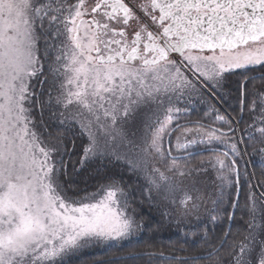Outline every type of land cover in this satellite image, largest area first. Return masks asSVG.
Listing matches in <instances>:
<instances>
[{"label": "rangeland", "instance_id": "obj_1", "mask_svg": "<svg viewBox=\"0 0 264 264\" xmlns=\"http://www.w3.org/2000/svg\"><path fill=\"white\" fill-rule=\"evenodd\" d=\"M81 1L0 0V139L6 137L2 129L13 138L14 128L25 127L21 105L24 79L30 73L34 59H42L39 45L45 44L46 37L40 33L41 28L43 31L48 28L52 32L50 41L59 46L52 63L51 108H67L74 103L85 110L91 109L92 115L83 121L96 125L98 119L105 121L112 115L123 116L120 107L134 103L143 105L150 119L141 136L144 147L139 145L137 149L140 156L144 155L139 162L148 174V184L156 191L161 189V184L170 186V181L178 186L184 182L193 185V201L191 195L177 199L176 207L163 201L165 208L180 221L212 209L216 202L214 194L220 189L207 190L206 178L199 186L197 179L202 169L177 163L173 158L189 156L201 147L217 146L227 155L211 153L204 161H207V169L213 168L218 176L225 175L221 172L226 168L228 151L236 156L233 145L236 143L231 133H222L215 128L227 130L228 116L179 68L128 70L100 66L94 60L84 59L75 51L69 33V24L75 23L81 11ZM62 25L69 36L71 51L59 42ZM83 35L86 39L82 43L87 47L90 40L87 32ZM64 60L80 65L70 73L74 78L72 84L62 85L59 80L63 62L66 64ZM188 60L191 70L224 103L226 96L222 95L228 92V73L264 62V35L228 50L197 53ZM107 105L113 107L110 109ZM225 105L228 107L227 101ZM97 110L98 115L94 114ZM195 110L200 113L196 114ZM75 120L81 124V120ZM205 122L211 127H206ZM23 127L14 136L11 147L6 148L5 156L0 151V264H48L85 242L125 239L131 219L124 217L114 190L106 189L95 200L80 205L66 204L53 196L48 180L43 179L45 173L40 174L39 168L26 169L24 173L21 166L26 160L30 158L32 163L38 158L35 156L36 161L31 153L28 157L25 148L32 149L33 145L26 138ZM258 130L264 133L262 128ZM91 146L96 148L94 142ZM13 158H16V165L11 163ZM171 187L168 192L163 190L165 199L171 198Z\"/></svg>", "mask_w": 264, "mask_h": 264}, {"label": "trees", "instance_id": "obj_2", "mask_svg": "<svg viewBox=\"0 0 264 264\" xmlns=\"http://www.w3.org/2000/svg\"><path fill=\"white\" fill-rule=\"evenodd\" d=\"M62 27L59 42L71 51L69 36ZM41 31L42 37H46L45 44L39 45L42 59H34L24 79L21 105L25 127L20 125L12 131L16 136L25 128L26 138L33 145V150L31 147L25 150L28 157L31 153L38 161L31 163L29 158L21 168L24 173L26 169L39 168L40 174L45 173L43 179L48 180L53 196L66 204L90 202L104 190L112 189L124 217L131 219L125 233L128 236L122 241L85 242L48 264H256L261 261L264 254V133L258 129L264 131V62L228 73V92L222 95L226 96L228 107L222 98L221 106L217 104L228 116V127L227 130L215 129L231 133L236 143L233 144L236 156L228 151V162L221 172L225 175H216L213 168L207 169V161H204L208 154H221L215 145L198 148L189 156L173 158L177 163L202 169L197 179L199 186L206 178L207 190L220 189L214 194L216 202L212 209L180 221L165 208L163 201H169L174 207L177 199L187 195H191L193 201V185L184 182L178 186L170 181L171 198L167 200L162 193L163 190L168 192L170 186L161 184L157 191L151 188L148 174L139 162L144 155L140 156L137 146L144 147L141 136L150 119L145 113L147 109L136 103L132 104L135 106L128 104L120 107L123 116L112 115L105 121L98 119L99 122L92 125L83 121L92 115L91 109L85 110L74 103L67 108H57L59 111L51 108L52 63L59 46L50 41L52 32L48 28ZM64 61L66 64L63 62L58 78L62 85L72 84L74 78L70 73L80 65ZM111 105L107 106L113 107ZM98 113L99 110L94 114ZM75 119L81 120L82 125ZM205 125L211 127L207 122ZM4 131L2 129L6 137L0 139L3 155L15 142L14 136L10 139V134L7 136ZM93 142L96 148L90 147ZM11 163L16 165V158Z\"/></svg>", "mask_w": 264, "mask_h": 264}, {"label": "flooded vegetation", "instance_id": "obj_3", "mask_svg": "<svg viewBox=\"0 0 264 264\" xmlns=\"http://www.w3.org/2000/svg\"><path fill=\"white\" fill-rule=\"evenodd\" d=\"M80 4L69 33L84 59L128 70L179 68L209 96V91L216 95L214 90L191 70L188 59L228 50L223 47L228 43V26L246 27L264 8V0H83ZM85 32L87 47L82 43ZM235 35L240 39L231 32V37ZM253 35L250 30L241 38ZM256 264H264V254Z\"/></svg>", "mask_w": 264, "mask_h": 264}, {"label": "water", "instance_id": "obj_4", "mask_svg": "<svg viewBox=\"0 0 264 264\" xmlns=\"http://www.w3.org/2000/svg\"><path fill=\"white\" fill-rule=\"evenodd\" d=\"M233 30V31H232ZM251 30V32L254 33L253 36L249 37V38H241L243 37V34L245 32H249ZM231 32H236V34H238L240 36V39L235 35L234 37H231ZM262 35H264V8L262 9V11L260 12V14L255 17L254 22H252L251 24L247 25L246 27H233L231 25L228 26V43H225L223 45V47L231 49L233 47L239 46V45H243L245 44L248 40H257L259 39ZM77 46H79V44H77ZM101 61V60H99ZM210 96L216 101V103L221 106L220 101L216 98V96L209 91ZM167 146H168V142H167ZM217 151H219L222 154L227 155V153L224 150L221 149H216ZM178 157H185V156H178ZM236 204V202H235ZM234 204V206H235ZM233 211L230 215V221H229V227L228 230L230 229V224L232 222L233 219Z\"/></svg>", "mask_w": 264, "mask_h": 264}]
</instances>
